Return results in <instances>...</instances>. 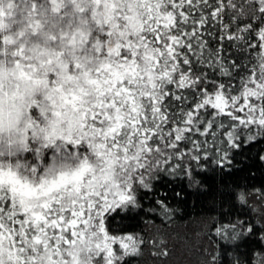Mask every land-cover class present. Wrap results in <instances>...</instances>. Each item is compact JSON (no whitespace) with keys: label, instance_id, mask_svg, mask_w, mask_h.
Segmentation results:
<instances>
[{"label":"snow or ice","instance_id":"obj_1","mask_svg":"<svg viewBox=\"0 0 264 264\" xmlns=\"http://www.w3.org/2000/svg\"><path fill=\"white\" fill-rule=\"evenodd\" d=\"M259 142L264 0H0V264L167 257L114 214L174 223L162 184L230 172ZM226 196L252 218L212 233L264 245V187ZM232 264H264V248Z\"/></svg>","mask_w":264,"mask_h":264},{"label":"trees","instance_id":"obj_2","mask_svg":"<svg viewBox=\"0 0 264 264\" xmlns=\"http://www.w3.org/2000/svg\"><path fill=\"white\" fill-rule=\"evenodd\" d=\"M262 151L264 142H259L236 154L235 167L230 172L209 167L201 174L198 185L190 186L187 182L162 184L161 191L167 192L170 205L178 209L174 223L165 225L157 219L154 226H149L141 220L123 219V214H114L110 220L114 232L139 231L147 233L148 238L167 242V257L154 255L156 249L147 246L139 257L132 259L131 264H206L207 252H218L219 264H232L236 257L250 261L253 250L264 248L258 239L247 237L236 244H226L212 233V229L216 221L233 218L226 217L225 213L252 218L251 213L244 215L240 212L239 206H234L226 193L236 185L264 187V162L258 158ZM176 192L181 193L180 197L175 196ZM250 203L258 205L254 200ZM261 222L264 223V218Z\"/></svg>","mask_w":264,"mask_h":264}]
</instances>
